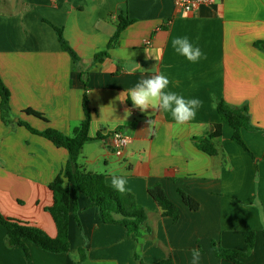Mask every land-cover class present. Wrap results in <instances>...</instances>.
<instances>
[{
	"label": "crops",
	"instance_id": "crops-1",
	"mask_svg": "<svg viewBox=\"0 0 264 264\" xmlns=\"http://www.w3.org/2000/svg\"><path fill=\"white\" fill-rule=\"evenodd\" d=\"M120 15L132 23L108 49L109 56L94 64ZM54 26L63 28L78 63L61 47ZM184 36L207 58L192 63L177 54L171 41ZM257 41H264V0H217L192 12L179 11L174 0H0V76L11 92L13 116L12 122H4L0 111L1 211L56 237V224L46 210L54 202L49 185L69 152L18 122L72 135L84 120L86 93L91 139L79 165L104 174L109 185L110 173L123 176L126 191L146 209L147 219L136 237L122 225L105 223L100 208L80 194L79 222L71 213L69 238L71 251L85 255L81 264L166 258L190 264L193 248L201 252L200 264H236L219 258L212 243L246 251L248 230L256 231V239L243 261L264 264V46L257 47ZM136 62L142 68L129 74L126 68ZM158 72L172 82L171 91L203 101L195 119L176 126L168 112L141 111L130 98L121 100L122 92ZM220 99L247 105L252 124L262 129L242 130L255 158L232 139L227 123L216 142L218 154L195 145V137L206 136L221 121L212 106ZM28 108L48 121L25 113ZM115 130L129 140L122 156L111 151ZM157 183L178 207L177 223L150 195L149 188ZM179 188L200 203L197 211L184 203ZM6 236L0 224V264H28L23 247L8 246ZM28 248L33 264H74L68 253L48 252L31 242Z\"/></svg>",
	"mask_w": 264,
	"mask_h": 264
},
{
	"label": "trees",
	"instance_id": "trees-1",
	"mask_svg": "<svg viewBox=\"0 0 264 264\" xmlns=\"http://www.w3.org/2000/svg\"><path fill=\"white\" fill-rule=\"evenodd\" d=\"M119 19L120 22L107 48L100 50L95 54L94 64L103 61L109 56L108 49L118 43L122 31L132 23V20L124 18L122 15L119 16ZM54 28L61 47L71 55L75 63H78L80 58L66 39L63 28L58 26H54ZM255 45L263 49L264 41H257L255 42ZM0 98L2 120L7 123L12 122L13 116L10 102L11 92L1 76ZM215 105L221 121L213 124L212 129L206 136L194 138L197 148L209 155L218 154L219 151L216 142L222 137V124L227 123L233 129L232 139L255 158L242 135V130L262 131V129L252 124L248 106H234L223 99L217 100ZM83 110L84 120L77 128H75L72 135H66L53 127L39 130L26 121L19 120L18 122L19 124L26 126L31 132L49 139L56 146L64 147L69 152V158L65 167L49 185L53 193L54 202L51 206L46 207V210L52 215L56 224V237L50 236L44 229L33 225L28 221L5 215L0 209V224L6 228L7 245L23 247L28 264H33L28 248V242L34 243L48 252L69 253L71 251L69 219L71 213H73L76 220L79 222L78 210L80 194H84L93 205L100 208L105 223L122 225L127 229L128 233H134L136 237L140 236L142 233L141 225L146 221L147 213L146 209L137 203L135 196L129 191H125L124 193L118 192L107 183L104 174L87 172L79 165L83 146L91 139L89 130L92 122V109L89 106V99L86 93L83 96ZM24 112L41 118L44 121H48L43 113L34 109L28 108ZM178 192L190 210L197 211L200 208V203L185 190L179 188ZM149 193L163 209L164 215L170 216L173 219V222L177 223L180 219L179 209L169 198L161 183L151 186L149 188ZM244 238L247 245L246 251L224 248L218 243L213 242L212 246L215 254L221 259L232 261L236 264H245L243 257H246L248 252L253 249L255 245L256 231H245ZM84 258L85 255L82 254L79 264H81ZM140 264L176 263L172 258H166L156 263L141 262Z\"/></svg>",
	"mask_w": 264,
	"mask_h": 264
},
{
	"label": "clouds",
	"instance_id": "clouds-1",
	"mask_svg": "<svg viewBox=\"0 0 264 264\" xmlns=\"http://www.w3.org/2000/svg\"><path fill=\"white\" fill-rule=\"evenodd\" d=\"M171 47L174 51L185 57L192 63L198 62L200 59H206V54L202 52L199 46H194L190 42L187 36L175 37L171 41ZM129 53V57L132 58ZM150 56V55H149ZM152 56V55H151ZM155 59L159 61L160 55H154ZM137 68H142L139 63L136 62L134 66H129L126 71L131 74ZM172 82L162 72H158L152 76L142 78L134 87L128 89L126 94L122 92L120 96H123L121 100L129 99L134 107L139 108L141 111H146L149 108L154 111L168 112L176 126H182L195 119L197 111L203 106V101L199 98H185L169 89ZM215 107V104L212 105ZM150 121V127H151ZM226 168L231 167V162L226 163ZM111 175V186L120 193H124L126 189L127 180L123 176H118L114 172ZM84 245L88 243L87 237L83 233ZM68 255L73 260L74 264H79V253L70 251ZM201 252L198 248L191 249V261L190 264H200Z\"/></svg>",
	"mask_w": 264,
	"mask_h": 264
},
{
	"label": "built area",
	"instance_id": "built-area-1",
	"mask_svg": "<svg viewBox=\"0 0 264 264\" xmlns=\"http://www.w3.org/2000/svg\"><path fill=\"white\" fill-rule=\"evenodd\" d=\"M216 2L217 0H174L176 8L182 12H192L200 6L212 5ZM112 137L111 151L117 156H122L129 142L128 137L121 130H115Z\"/></svg>",
	"mask_w": 264,
	"mask_h": 264
},
{
	"label": "rangeland",
	"instance_id": "rangeland-1",
	"mask_svg": "<svg viewBox=\"0 0 264 264\" xmlns=\"http://www.w3.org/2000/svg\"><path fill=\"white\" fill-rule=\"evenodd\" d=\"M250 131V130H249Z\"/></svg>",
	"mask_w": 264,
	"mask_h": 264
}]
</instances>
